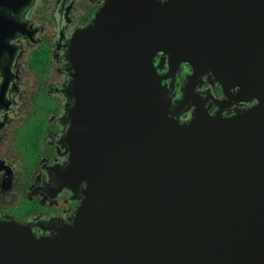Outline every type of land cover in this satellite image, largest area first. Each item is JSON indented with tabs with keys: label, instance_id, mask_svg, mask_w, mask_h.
Returning a JSON list of instances; mask_svg holds the SVG:
<instances>
[{
	"label": "water",
	"instance_id": "obj_1",
	"mask_svg": "<svg viewBox=\"0 0 264 264\" xmlns=\"http://www.w3.org/2000/svg\"><path fill=\"white\" fill-rule=\"evenodd\" d=\"M67 61L54 183L83 198L50 236L0 218V264H264V0H112Z\"/></svg>",
	"mask_w": 264,
	"mask_h": 264
},
{
	"label": "flooded vegetation",
	"instance_id": "obj_2",
	"mask_svg": "<svg viewBox=\"0 0 264 264\" xmlns=\"http://www.w3.org/2000/svg\"><path fill=\"white\" fill-rule=\"evenodd\" d=\"M111 1L0 0V218L31 225L38 237L51 234L43 226L70 225L83 198L82 190L74 194L54 183L70 156L62 143L67 50L74 34L91 26ZM181 67L176 91L191 76ZM191 82L209 104L224 100L211 75ZM228 103L226 110L250 106Z\"/></svg>",
	"mask_w": 264,
	"mask_h": 264
}]
</instances>
